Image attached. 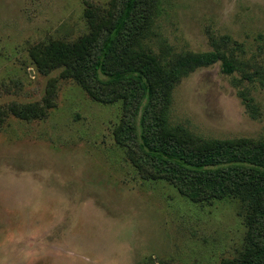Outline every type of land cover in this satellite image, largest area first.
I'll return each mask as SVG.
<instances>
[{
    "label": "rangeland",
    "instance_id": "obj_1",
    "mask_svg": "<svg viewBox=\"0 0 264 264\" xmlns=\"http://www.w3.org/2000/svg\"><path fill=\"white\" fill-rule=\"evenodd\" d=\"M121 2L0 0V264H231L244 253L236 199L192 202L138 167L114 136L121 101L35 63L111 22ZM136 16L126 52L175 76L170 128L264 142V0H149ZM215 47L235 71L179 67Z\"/></svg>",
    "mask_w": 264,
    "mask_h": 264
},
{
    "label": "trees",
    "instance_id": "obj_2",
    "mask_svg": "<svg viewBox=\"0 0 264 264\" xmlns=\"http://www.w3.org/2000/svg\"><path fill=\"white\" fill-rule=\"evenodd\" d=\"M148 1L122 0L111 22L103 21L91 36L71 46H49L35 63L43 73L62 68L98 102L121 101L122 118L114 136L134 151L138 167L151 169L153 177L168 181L192 202L236 199L246 233L244 253L231 264H264V142L203 140L166 124L164 94L175 76L160 73L147 56L130 57L126 52L135 41L137 9ZM178 61L180 68L220 61L222 72L236 70L230 55L217 47ZM242 77L252 80L249 74ZM27 111L37 113L33 106Z\"/></svg>",
    "mask_w": 264,
    "mask_h": 264
}]
</instances>
